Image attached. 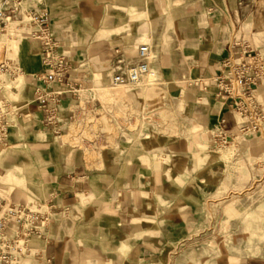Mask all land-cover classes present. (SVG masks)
Wrapping results in <instances>:
<instances>
[{"label":"crops","instance_id":"0c3cea01","mask_svg":"<svg viewBox=\"0 0 264 264\" xmlns=\"http://www.w3.org/2000/svg\"><path fill=\"white\" fill-rule=\"evenodd\" d=\"M84 2L49 0L46 4L52 17V29L71 67L66 82L68 80L78 85L81 91L78 97L80 100L72 94L64 97V118L68 119L70 112L76 110L81 101L98 109V119H104L106 116L114 119L116 111L120 108L119 99L111 88L115 63L118 60L125 61L127 65L138 63L137 50L143 46L140 42L145 41L147 35L173 33L170 47L149 45L152 48L151 70L156 77L153 80L147 79L144 85L157 83V91H164V96L179 97L181 102L185 101L186 95L189 96L188 92H191V96L195 95L196 102L186 103L189 106L190 123L182 125V132L199 131L212 134V131L225 123L227 134L235 136V147L243 145L244 140L237 135L239 120L234 116L229 104L219 101L215 82L223 75V63L237 53L233 45L234 36L241 29L237 0H196L193 3L184 0L181 7L185 9L177 8L171 14V17L175 18L174 22L162 26L150 24L151 17L161 18L163 14L166 15L159 4L161 1L141 0L142 36L130 37V34L134 35V31L130 30L123 34L124 37L130 38L119 40L109 38L114 36L115 33L112 32L99 34L96 31L94 35L87 32L85 26L91 18L96 20L97 15L101 14L100 9L93 11V15L85 8H81V11L74 9L81 4L85 7L87 3ZM92 37L95 39L92 40ZM15 47L20 54L19 58L9 60H16L21 65L24 72L22 79L25 81H14L10 97L0 102H8L18 114V117L13 118L14 126L10 131L9 143L15 132L32 126L49 134L51 140L59 146V149L54 147L53 150L42 151L46 168L53 172L54 176L47 179L49 191L41 197V205L51 212L53 223L46 238L33 242L32 247L37 255L28 259L25 264H117L120 261L129 263L136 259H141L143 264L142 256H148L151 247L147 233L138 234L141 236L139 243L143 242L139 250H145V254L135 253L132 247L135 236L132 237L125 231V238L116 247V236L112 235L115 228L114 213L117 214L118 228L122 230L137 221L135 218L143 209L140 199H150L160 191V181L163 183L165 178L163 161L156 159L157 155L154 153L147 156L128 155L126 150L120 149L122 145L119 142L116 148H120L115 150L113 136L106 130L110 125L106 129L102 127L99 131L104 134L106 142L104 150L100 153H84L66 137L58 139L52 136L44 129L42 115L34 103L38 83L34 81L33 76L42 70V46L37 42L21 41ZM130 52L133 56L128 57ZM99 73H106L107 76H97ZM6 85L8 83H0L2 94H5ZM55 89L58 90V87ZM209 90L214 93L208 100L204 99L203 92ZM11 96L25 101L28 112L23 113L20 110L22 102L17 103ZM257 97L259 104L264 108V83L258 87ZM200 101H205L206 106L203 107ZM136 106L139 107V104ZM94 130L96 131L95 127ZM156 130L158 128L152 126L149 133ZM162 130L169 139V127L164 126ZM117 132L121 134V130L118 129ZM182 132L180 131L179 136H182ZM128 133L137 135L142 133V130L137 126L132 131L128 130ZM57 150L59 155L55 157ZM146 160H150L149 166L144 165ZM10 165L11 162L8 166ZM128 165L131 166L126 169ZM11 171L20 183L26 180L24 170L15 166L2 176L4 184L10 180ZM257 183L258 187L264 185V174ZM88 213L95 214L96 221H92L83 229L75 217H83ZM100 220H103L102 225ZM105 229L107 244L109 248L110 245L113 248L108 255L98 250L105 244V241H101V236H98V231ZM79 230L88 232L82 235L77 233ZM126 244L130 247L129 252H121ZM198 264H264V256L244 255L239 251L222 252L216 257L200 259Z\"/></svg>","mask_w":264,"mask_h":264},{"label":"rangeland","instance_id":"374dc122","mask_svg":"<svg viewBox=\"0 0 264 264\" xmlns=\"http://www.w3.org/2000/svg\"><path fill=\"white\" fill-rule=\"evenodd\" d=\"M84 1L87 3L85 7L81 4L74 9L81 11V8H85L91 15L93 11L97 12L100 9L101 15L98 14L96 20L91 18L85 26L91 35L96 31L99 34L112 32L115 34L109 38L114 37L116 40L142 36L141 0ZM160 1L162 12L166 15L163 14L161 18L151 17V26L171 24L175 19L171 14L177 8L185 9L181 7L184 0ZM188 1L193 3L196 0ZM237 8L241 29L233 39L236 52L244 45V47L250 46L252 50L264 56V0H237ZM130 30L134 31V35L124 37L123 34ZM173 35V33H151L140 44L160 48L170 47ZM58 42L60 43L59 40ZM19 43L20 41H0V53L5 54L0 58V64L9 59L19 58L20 54L15 49ZM61 52L63 53L62 45ZM132 54L130 52L127 55L130 57ZM42 59L41 51V62ZM97 76L105 77L107 74L99 73ZM19 81L24 82L25 79ZM3 82L8 85L5 94H2L0 88V102L7 100L14 88V81L0 75V83ZM156 84L112 89L119 99L118 105L121 109L116 111L114 119L103 115L104 119L96 120V131H100L102 127L106 129L110 125L106 130L113 136L114 148L119 142L122 146L118 148L126 150L128 155L147 156L154 153L158 156L156 159L163 161L162 170L165 178L163 183L160 181V191L150 199H140L143 209L135 218L137 221L122 230L118 228L117 214L114 213L115 228L112 235L116 236V247L125 238V231L126 234L135 236L132 247L135 253L142 254L146 251L139 250L143 242L139 243L141 236L138 234L147 233L151 241V250L149 249L148 256H142L143 264H198L199 260L205 257H216L222 252L232 251H239L244 255L264 256V185L258 187L257 183L264 174V127L260 133L252 137L244 138L237 134L244 140L243 145L235 147L231 144L227 148L219 145L215 139L218 133H227L225 123L212 131V134L199 131L182 132V125L190 119L189 106L186 103L196 102L195 95L191 96V92H188L189 96L186 95L185 101L181 102L179 97L164 96V91H157ZM216 89L219 101L229 104L239 124L242 123L235 112L233 102L227 100L224 95L220 97L219 89L217 87ZM211 90L201 93L204 99L208 100L212 96L214 92ZM11 97L17 103L22 102L20 110L23 113L28 112L25 101L16 96ZM137 103L139 107L136 106ZM200 104L206 106L205 101H200ZM137 126L141 127L142 133L130 135L128 130L132 131ZM152 126L157 127L158 130L149 133ZM164 126L169 127V139L162 130ZM118 129L121 130L122 136L117 132ZM180 131L183 133L182 136H179ZM10 143L5 149L0 150V197L8 204L25 205L39 210L43 208L41 197L49 191L47 179L49 176H54L53 172L46 168L42 151L53 150L54 147L59 149V146L51 140L49 134L32 126L15 132ZM71 143L77 145L73 141ZM58 155L57 150L55 157ZM9 162L12 163L10 167ZM144 163L145 166H149L150 160ZM15 166L24 170L26 180L20 183L11 171L10 180L4 184L2 176ZM130 166L128 165L126 169ZM14 173L18 175L16 170ZM95 216L88 213L83 217L79 215L75 218L84 229L92 221H96ZM99 222L102 225L103 220ZM87 232L79 230L77 233L83 235ZM98 234L101 236V241H105L98 250L110 254L113 248L111 245L109 248L107 244L106 229L98 231ZM129 250L130 247L126 244L121 252H129ZM141 262V259H136L129 263L120 261L117 264H141Z\"/></svg>","mask_w":264,"mask_h":264},{"label":"built area","instance_id":"2783aa9c","mask_svg":"<svg viewBox=\"0 0 264 264\" xmlns=\"http://www.w3.org/2000/svg\"><path fill=\"white\" fill-rule=\"evenodd\" d=\"M48 1L0 0V41H31L42 46V70L33 79L38 83L34 103L42 115L44 129L58 139L66 137L74 141L84 153H100L105 148V140L102 132L94 130L99 117L94 105L80 101L68 119L63 117L64 97L72 94L78 98L81 91L78 85L66 82L71 67L51 28L52 17L46 7ZM151 55L152 48L146 44L137 50L138 63L127 65L118 60L113 69L111 88L139 87L147 79H155ZM222 70L223 75L215 80L216 86L220 97L224 95L233 102L235 112L242 120L238 125L239 136L245 138L260 133L264 127V109L255 94L264 83V56L250 46L242 45L236 55L223 63ZM0 75L19 81L24 72L16 60H7L0 64ZM15 117H18L17 111L8 102L0 103V150L10 145L9 135ZM215 137L225 148L235 142V136L229 133L220 132ZM52 223L51 212L46 209L8 204L0 197V264H25L36 256L32 244L46 238Z\"/></svg>","mask_w":264,"mask_h":264},{"label":"bare ground","instance_id":"6f19581e","mask_svg":"<svg viewBox=\"0 0 264 264\" xmlns=\"http://www.w3.org/2000/svg\"><path fill=\"white\" fill-rule=\"evenodd\" d=\"M4 55H5V54H4ZM4 55L0 53V58H1L2 56L4 57ZM151 58H152V55H151Z\"/></svg>","mask_w":264,"mask_h":264}]
</instances>
